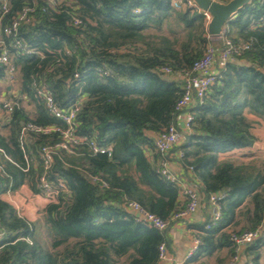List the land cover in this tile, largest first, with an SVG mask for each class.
I'll return each mask as SVG.
<instances>
[{
  "label": "trees",
  "instance_id": "16d2710c",
  "mask_svg": "<svg viewBox=\"0 0 264 264\" xmlns=\"http://www.w3.org/2000/svg\"><path fill=\"white\" fill-rule=\"evenodd\" d=\"M33 1L11 0L10 16ZM37 3L35 22L22 26L18 36L32 53L10 49L19 89L17 97L9 94L8 99L19 106L0 121V264H159L158 248H169V231L176 222L158 231L137 221L125 205L136 202L163 221L184 206L179 188L158 174V156L153 154V161L150 156L157 135L176 125L181 96V81L164 76L161 68L183 73L202 57L210 44L204 18L173 10L170 0H65L55 8ZM73 19L80 24L75 26ZM171 21L181 38L159 33ZM225 35L234 43H249V49L219 73L203 102L194 104L192 132L170 154L183 153L179 162L191 168L206 206L210 196L225 193L219 202L221 220L208 230L209 218L198 226L201 245L187 262L211 257L222 247L232 254L230 234L259 230L238 264H260L264 172L245 177L237 166L218 163L217 156L251 146L244 108L264 119V0H252L241 9L226 23ZM4 71L0 64V80ZM31 77L51 92L60 108L80 104L77 136L112 149L111 159L91 154L84 143L72 154L57 150L46 178L64 181L67 191L35 223L1 199L25 184L41 193L39 149L61 141L57 132L28 133L23 146L30 161L24 172L22 126L65 128L35 97ZM22 100L34 106L33 115ZM247 200L251 209L245 211V224L239 231L223 232L240 225L235 213Z\"/></svg>",
  "mask_w": 264,
  "mask_h": 264
},
{
  "label": "built area",
  "instance_id": "2783aa9c",
  "mask_svg": "<svg viewBox=\"0 0 264 264\" xmlns=\"http://www.w3.org/2000/svg\"><path fill=\"white\" fill-rule=\"evenodd\" d=\"M39 1L55 8L61 6L65 0ZM213 1L227 3L229 0ZM170 4L173 10L176 11L189 10L191 12H198L203 16L205 27L207 28L211 16L208 13H202L192 0H170ZM38 7L39 4L36 0L33 1L31 5L25 6L22 10L16 12L14 16H10L11 0H0V64L5 66L4 80L7 85L13 86V84H16L17 82V71L15 66L11 63L10 49L18 50L21 53H32V50H29L21 44L18 36L22 26L33 24L35 22L34 13ZM44 10L45 9L42 8V11ZM134 13L138 14L139 10H135ZM73 20L75 26L80 24L79 20ZM215 38L218 39L219 45L214 46L213 44H209L202 57L193 63L189 71L173 74V71L169 67L161 68V73L164 76L176 75V78L181 81V96L175 106V111L177 113L176 125L169 126L157 135L153 142V150L151 151L158 156L156 162L158 174L163 180L171 182L179 188L180 197L184 202V206L178 210L170 220L163 221L145 210L136 202H128L125 205L126 210L133 214L137 221L158 231L166 230L171 222L187 220L201 205V200L196 188L188 185V183L185 182L186 180L180 179L170 171L169 155L175 147L184 144L187 136L192 132L194 114L191 112V109L194 104H200L203 102L219 73L228 64L237 62L250 46V44L246 42L234 43L225 35V32L221 36ZM209 40L212 42L211 38H209ZM65 54L69 55L70 51L66 50ZM73 78L77 79L78 74H74ZM31 79L32 86L35 90V97L43 103L44 108L49 115L60 120L65 125L64 129H60L58 127H41L32 123H27L22 126L19 135L20 147L26 164V168L23 170L24 172L28 171L30 161L23 146L28 133L47 135L51 132H57L61 136V141L59 143L53 146H43L39 149V160L43 163L44 171L43 175L39 178V186L41 189V195L45 198L46 202L50 204L56 202L59 193L67 191L64 181L57 180L56 183H52L46 178V172L49 170L53 162V156L57 150H65L67 153L72 154V150L75 146L84 143L88 146L91 154L104 155L111 159L112 149L110 147H100L94 139L86 140L85 138L76 135V121L81 110L79 103L71 104L62 109L57 105L49 90L44 86L37 84L36 80L32 77ZM1 105L2 110L8 119L19 106L18 103L9 99L1 100ZM178 122H180V126L177 125ZM0 153L3 154L1 149ZM150 153L151 152L149 151V156ZM4 157L8 159L5 155ZM178 157H183V153L179 152ZM188 171L191 172V168H189ZM224 198V192L210 196L209 203L212 207V212L209 216V226L206 227L207 230L221 220L222 214L219 202ZM259 235V230L230 234L233 252L227 264H238L240 261L241 250L254 242ZM200 245L201 241L199 238H194L192 240L187 259L197 251ZM158 253L160 264H167L172 261L168 255L165 244L159 246Z\"/></svg>",
  "mask_w": 264,
  "mask_h": 264
},
{
  "label": "crops",
  "instance_id": "0c3cea01",
  "mask_svg": "<svg viewBox=\"0 0 264 264\" xmlns=\"http://www.w3.org/2000/svg\"><path fill=\"white\" fill-rule=\"evenodd\" d=\"M210 44H213L214 46L219 45L218 42H210ZM170 77L177 79L176 75H171ZM5 85V92L0 94V101L8 99L10 96H18V93L16 95L14 94L12 86L10 87L6 83ZM29 102L30 101L28 100H22V106L26 111L33 115L34 106ZM242 115L248 124V133L252 139L251 146L245 149H236L231 152L221 153L217 156V160L220 164H233L240 169L241 175L252 177L259 171L264 172V119L248 107L243 109ZM6 118L7 116L5 113L3 115L2 110L0 112V121H5ZM177 125L180 126V122H178ZM150 158V160L153 161L155 155L152 153ZM169 160L170 171L180 179L186 180L185 182L188 183V185L196 188L201 200V205L187 220H182L172 225L169 231L170 246L167 249L168 255L172 261L167 264H227L232 254L230 249L226 247H222L211 257H203L193 262H187V254L191 248L192 240L197 238L200 233L198 226L203 224L205 220L209 218L212 212V207L211 205L206 206L202 202L198 180L191 172L183 168L179 162L177 154H170ZM1 199L10 204L21 217L30 223L38 221L41 212L48 205L41 193L35 194L27 184L21 186L20 189L14 193H6L2 195ZM182 201V199H179L180 203ZM247 209H251L249 200L244 202V204L236 210L235 220L240 222V225L235 227L230 226L223 230V232L231 233L239 231L243 224H245V211ZM247 215L248 217H251L252 212ZM260 264H264V261L260 260Z\"/></svg>",
  "mask_w": 264,
  "mask_h": 264
},
{
  "label": "water",
  "instance_id": "95a60500",
  "mask_svg": "<svg viewBox=\"0 0 264 264\" xmlns=\"http://www.w3.org/2000/svg\"><path fill=\"white\" fill-rule=\"evenodd\" d=\"M192 1L202 13H208L211 16L206 28L209 38L221 36L225 32L226 23L241 9L252 3V0H229L227 3H219L213 0Z\"/></svg>",
  "mask_w": 264,
  "mask_h": 264
},
{
  "label": "rangeland",
  "instance_id": "374dc122",
  "mask_svg": "<svg viewBox=\"0 0 264 264\" xmlns=\"http://www.w3.org/2000/svg\"><path fill=\"white\" fill-rule=\"evenodd\" d=\"M169 28H170V30H169L170 32L168 31ZM148 33H150V34L162 33V34L167 35V36L172 37V38L176 37V36L181 38V34H176V33H180V32H179V29L177 28V26L175 25V23L173 21H171L168 24V28L166 26H164L162 31L159 32V33H157L155 30H150V31H148ZM211 40H212L213 43L218 42V39H216L215 37L211 38ZM5 83H6L5 80H0V94L5 92V90H4L5 87H6ZM12 89L14 91V94L16 95L18 93L19 85L18 84H13ZM0 103H1V101H0ZM1 111H2V108L0 107V112ZM3 115H4V112H3ZM261 254H262L261 260L264 261V250H262Z\"/></svg>",
  "mask_w": 264,
  "mask_h": 264
}]
</instances>
